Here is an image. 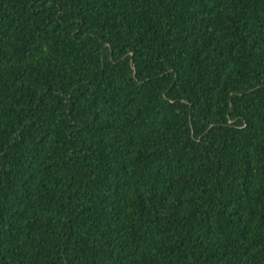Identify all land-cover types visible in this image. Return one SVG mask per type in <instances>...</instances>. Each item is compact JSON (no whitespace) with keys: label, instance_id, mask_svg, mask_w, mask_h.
Segmentation results:
<instances>
[{"label":"trees","instance_id":"16d2710c","mask_svg":"<svg viewBox=\"0 0 264 264\" xmlns=\"http://www.w3.org/2000/svg\"><path fill=\"white\" fill-rule=\"evenodd\" d=\"M0 264H264V0H0Z\"/></svg>","mask_w":264,"mask_h":264}]
</instances>
